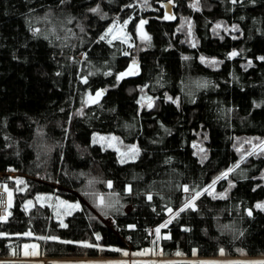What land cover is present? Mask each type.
Instances as JSON below:
<instances>
[{
  "label": "trees",
  "instance_id": "obj_1",
  "mask_svg": "<svg viewBox=\"0 0 264 264\" xmlns=\"http://www.w3.org/2000/svg\"><path fill=\"white\" fill-rule=\"evenodd\" d=\"M175 2L171 20L137 0H0V182L24 176L0 258L25 233L47 259L115 258L151 247L181 208L155 241L161 257H264V152L237 151L264 139V0ZM128 19L148 43L103 38ZM134 59L138 74L118 79ZM94 134L136 144V159L119 162ZM227 171L222 196L199 195ZM48 195L79 208L60 222L27 207Z\"/></svg>",
  "mask_w": 264,
  "mask_h": 264
},
{
  "label": "rangeland",
  "instance_id": "obj_2",
  "mask_svg": "<svg viewBox=\"0 0 264 264\" xmlns=\"http://www.w3.org/2000/svg\"><path fill=\"white\" fill-rule=\"evenodd\" d=\"M170 1L175 3L177 9V3L175 0H137V6L144 10H153L157 7L156 3ZM197 0H193L192 5L197 4ZM158 8V7H157ZM162 11V9H160ZM177 12H173L171 20L176 18ZM180 16V15H179ZM181 26L187 33L191 32V22L187 17L180 16ZM130 20L128 19L122 23L113 21L106 29L103 38L108 42L119 41L122 42L127 48L135 47V38L142 44L148 43L149 35L145 30L143 21H139L134 26V35L129 29ZM139 69L136 65L135 59L132 60L126 71L120 73L117 77L121 79L126 76H135L138 74ZM99 100V94L95 93L87 99V104H93ZM141 104H146L151 100L148 97L142 96L140 98ZM92 142L100 145L103 148L111 149L115 151L119 162H127L135 160L138 155V148L136 144H125L119 137L112 134H94L92 136ZM244 147L248 151L247 154L243 153ZM237 151L242 154L241 160H244L247 156L253 153L264 152V139L249 138L240 139L238 141ZM230 171V170H229ZM229 171L219 175L215 178L211 184L205 187L199 195L207 194L211 196H222L217 193L216 187L218 182L225 178ZM7 178L10 180V184L7 185V210L2 214L0 219H5L8 215L7 211L12 205V196L15 192L23 190V178L19 172L9 171L6 173ZM186 190V189H185ZM34 203L47 204L54 212L55 217L62 222L64 217L69 215L71 212L79 208L78 203H69L60 200L57 197L48 196H37L34 201L28 202L27 207H31ZM97 204L100 207H107V200L103 197H98ZM193 202H189L183 206V208L193 206ZM182 209V208H181ZM180 209V210H181ZM167 211V220L155 228L152 231L155 241H158L161 237V230L165 228L168 223L178 214L180 211ZM21 237L22 241L13 242L9 256L7 258H0V264H264V257H226L220 254L217 257L210 258H199L197 256L182 257L176 256L172 258L161 257L154 244L151 247L139 250L130 251L117 250L111 248L112 251H116L119 256L115 258H77V259H47L41 257L38 252L35 238L30 233H25ZM33 239V240H32ZM37 239V238H36Z\"/></svg>",
  "mask_w": 264,
  "mask_h": 264
},
{
  "label": "built area",
  "instance_id": "obj_3",
  "mask_svg": "<svg viewBox=\"0 0 264 264\" xmlns=\"http://www.w3.org/2000/svg\"><path fill=\"white\" fill-rule=\"evenodd\" d=\"M6 210H7V184L6 182H0V218Z\"/></svg>",
  "mask_w": 264,
  "mask_h": 264
},
{
  "label": "water",
  "instance_id": "obj_4",
  "mask_svg": "<svg viewBox=\"0 0 264 264\" xmlns=\"http://www.w3.org/2000/svg\"><path fill=\"white\" fill-rule=\"evenodd\" d=\"M159 5L161 9L164 11L165 18L170 19L171 16L173 15V10L176 8L175 3L166 1V2H160Z\"/></svg>",
  "mask_w": 264,
  "mask_h": 264
},
{
  "label": "flooded vegetation",
  "instance_id": "obj_5",
  "mask_svg": "<svg viewBox=\"0 0 264 264\" xmlns=\"http://www.w3.org/2000/svg\"><path fill=\"white\" fill-rule=\"evenodd\" d=\"M157 5V7L159 8V9H161V7H160V5H159V3H156ZM176 9V8H175ZM175 9L173 10V12H175ZM162 12H163V15L165 16V14H164V11L162 10Z\"/></svg>",
  "mask_w": 264,
  "mask_h": 264
}]
</instances>
